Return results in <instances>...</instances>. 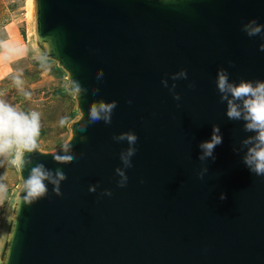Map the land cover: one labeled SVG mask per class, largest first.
Here are the masks:
<instances>
[{
    "label": "water",
    "instance_id": "95a60500",
    "mask_svg": "<svg viewBox=\"0 0 264 264\" xmlns=\"http://www.w3.org/2000/svg\"><path fill=\"white\" fill-rule=\"evenodd\" d=\"M31 3L27 50L63 72L77 117L62 146L13 164L19 185L0 264H264V176L244 164L241 143L253 133L227 117L216 86L219 69L234 83L264 80V32L242 30L252 19L264 25V0ZM182 70L187 78L173 79ZM113 101L110 124L88 123L91 105ZM214 125L222 143L202 161ZM122 132L135 145L114 139ZM36 163L66 179L60 195L45 180L47 194L29 203L24 179Z\"/></svg>",
    "mask_w": 264,
    "mask_h": 264
},
{
    "label": "clouds",
    "instance_id": "9594fccd",
    "mask_svg": "<svg viewBox=\"0 0 264 264\" xmlns=\"http://www.w3.org/2000/svg\"><path fill=\"white\" fill-rule=\"evenodd\" d=\"M242 30L249 36L254 37L264 32V25L256 22L255 19L249 20L242 25ZM260 50L264 51V44L260 45ZM103 72L98 71L97 79H102ZM179 77L187 78V73L183 70L173 75V79ZM17 83H20L18 80ZM167 85V81H164ZM73 89L77 93L85 91L75 81ZM216 86L221 94V101H226V115L230 120L243 121L244 131L253 133L242 140V145L246 148L243 157L244 164L249 170L257 176H264V80H245L241 79L239 83L230 82L228 72L219 69L217 72ZM95 94V91H94ZM175 99H179L176 95ZM116 107V102L99 103L90 106L88 111V123H96L101 120L106 124L111 123V113ZM66 118H62L60 123L63 125ZM41 116L37 111L23 112L18 111L13 105L0 100V157H6L13 151L16 156L12 161L13 164L23 168L25 154H31L37 151V139L40 135ZM86 126H80V131H85ZM218 126H213L211 139L202 141L199 147L202 150L200 160H205L213 156L214 149L222 143V136L219 134ZM114 139L126 140L129 145H135L137 137L132 132H122ZM71 145L64 146L65 152ZM136 149L129 147L126 152L121 153V160L125 167H131V157L135 155ZM57 163H70L75 159L73 155L56 154L53 157ZM117 174L122 178L118 184L120 187L125 186L127 176L122 169H116ZM66 179L62 169H57L55 175L45 168L43 163H36L31 167L29 175L24 179L25 199L31 203L33 199L44 197L48 190L45 180L54 185L53 192L60 195V182ZM0 191H3V185H0ZM89 191H95L94 186L89 187ZM111 195V191L106 193ZM225 197L221 196V199Z\"/></svg>",
    "mask_w": 264,
    "mask_h": 264
},
{
    "label": "rangeland",
    "instance_id": "374dc122",
    "mask_svg": "<svg viewBox=\"0 0 264 264\" xmlns=\"http://www.w3.org/2000/svg\"><path fill=\"white\" fill-rule=\"evenodd\" d=\"M28 11V0H0V100L18 111L39 112L38 149L52 151L68 138V124L77 117V112L71 93L64 90L63 72L53 61L35 59L23 47L17 50V55L13 54L15 39L17 43L21 41L15 37L16 33L18 37L22 36L23 44L27 42L31 24ZM62 118H66L63 125L60 123ZM15 155L13 151L0 157V185H3V191H0V247L13 195L19 185L12 163Z\"/></svg>",
    "mask_w": 264,
    "mask_h": 264
},
{
    "label": "crops",
    "instance_id": "0c3cea01",
    "mask_svg": "<svg viewBox=\"0 0 264 264\" xmlns=\"http://www.w3.org/2000/svg\"><path fill=\"white\" fill-rule=\"evenodd\" d=\"M15 37H17L18 39H20L21 41H19L18 43H17V40L15 39V42H14V39L13 40H11L10 39V42H14V44L12 45V51H13V49H14V52H13V54L14 55H17V50L20 48V47H23L24 48V50L26 51L27 49H28V46H27V42H24V44H23V38H21V37H18L17 36V33H16V35H15ZM14 37V38H15Z\"/></svg>",
    "mask_w": 264,
    "mask_h": 264
},
{
    "label": "bare ground",
    "instance_id": "6f19581e",
    "mask_svg": "<svg viewBox=\"0 0 264 264\" xmlns=\"http://www.w3.org/2000/svg\"><path fill=\"white\" fill-rule=\"evenodd\" d=\"M28 4H29L28 17H30V16H31V9H32V3H31V0H30V3H29V0H28Z\"/></svg>",
    "mask_w": 264,
    "mask_h": 264
}]
</instances>
